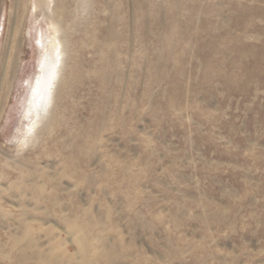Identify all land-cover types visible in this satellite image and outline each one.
Masks as SVG:
<instances>
[{"label": "rangeland", "instance_id": "rangeland-1", "mask_svg": "<svg viewBox=\"0 0 264 264\" xmlns=\"http://www.w3.org/2000/svg\"><path fill=\"white\" fill-rule=\"evenodd\" d=\"M0 249L264 264V0H0Z\"/></svg>", "mask_w": 264, "mask_h": 264}, {"label": "bare ground", "instance_id": "bare-ground-1", "mask_svg": "<svg viewBox=\"0 0 264 264\" xmlns=\"http://www.w3.org/2000/svg\"><path fill=\"white\" fill-rule=\"evenodd\" d=\"M54 29V28H53ZM54 31H55V33L56 34H58L59 33V31L57 30V28L55 27V29H54ZM41 40V39H40ZM42 40H44V39H42ZM55 43H54V45H56L55 47H52V50L51 49H49V48H47L46 49V47H44L45 49H46V51L44 52V51H42V52H44L43 53V55H41V57L43 58L42 60H43V63H42V65L40 66V75L36 78V87H34V89H33V95H32V98H33V103H32V106H31V110L34 112V117H36V118H33L32 120H33V122L35 123V122H37L38 120H40L41 119V117H42V110H43V108H44V105H45V102H46V99H47V93H48V90H49V88H51V80H53V77H54V74H56V69L57 68H55V63L57 62V61H59V60H57L58 58H59V55H60V53H56L57 52V46L58 45H60V44H58V42H56V39H55V41H54ZM41 45H44V43L43 44H41ZM40 46V45H39ZM50 47V46H49ZM44 50V49H43ZM52 51V52H49V51ZM60 64V63H59ZM61 67V66H60ZM52 86H53V84H52ZM51 90V89H50ZM48 102H49V100H48ZM36 125V124H35ZM35 125L33 126V127H30L29 128V131H28V133H27V137H30L31 135H32V133L34 132V130H35ZM30 135V136H29ZM6 174H7V176L8 177H6L7 179L8 178H10V179H8V180H10L11 181V178L12 179H15V178H20V179H22V181H24V182H26V183H29V182H31V181H35V178H33V177H24L23 175H22V173L20 174V172H13V171H11V170H6ZM23 182V183H24ZM19 184H21L20 182H18ZM18 186H20V185H18ZM8 191H10L12 194L13 193H15V190L14 191H12L11 189H10V187L9 188H6ZM14 196V195H13ZM26 203V202H25ZM28 203V202H27ZM29 204V203H28ZM31 204H33V207H34V209H39V202L37 203H35V202H32ZM41 206H42V204H40ZM41 208V207H40ZM39 217V216H38ZM28 218H30V217H28ZM27 218V219H28ZM35 218V217H34ZM31 219V218H30ZM28 221V220H27ZM30 221V220H29ZM21 224V223H20ZM21 227V226H20ZM24 245H26V244H24ZM30 249V248H29ZM0 252L1 253H3L2 252V250L0 249ZM28 253V252H27ZM28 255V254H27ZM42 255V254H41ZM43 256V255H42ZM34 257L36 258V256L34 255ZM44 257V256H43ZM32 259V258H31ZM32 261H33V259H32Z\"/></svg>", "mask_w": 264, "mask_h": 264}]
</instances>
